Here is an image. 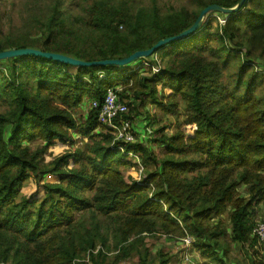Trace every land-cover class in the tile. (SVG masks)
<instances>
[{
  "label": "trees",
  "instance_id": "1",
  "mask_svg": "<svg viewBox=\"0 0 264 264\" xmlns=\"http://www.w3.org/2000/svg\"><path fill=\"white\" fill-rule=\"evenodd\" d=\"M240 1L189 0L165 14L158 0H0V15H17L0 27V53L124 59L180 34L207 6ZM214 14L224 24L213 26ZM161 50L166 59L154 75L145 66L132 71L143 61H0V264H169L168 253L151 254L146 240L156 234L190 236L205 264H233L232 246L264 264L252 237L255 210L264 209V0H246L232 15L209 13L195 35ZM113 87L122 89L130 122L151 118L147 106L173 117L154 132L160 153L146 140L116 143L123 152L111 147L91 105ZM128 153L144 169L140 183Z\"/></svg>",
  "mask_w": 264,
  "mask_h": 264
},
{
  "label": "rangeland",
  "instance_id": "2",
  "mask_svg": "<svg viewBox=\"0 0 264 264\" xmlns=\"http://www.w3.org/2000/svg\"><path fill=\"white\" fill-rule=\"evenodd\" d=\"M158 3L160 5H163V6L166 5L162 8L163 12H165V14H166V10L169 7L168 5H171L173 7H181V6H183V7L187 6L188 7L189 0H158ZM9 9H10V7H9ZM4 12L5 13L8 12V4H6V8H5ZM16 18H17V15L15 13L12 14V21L16 20ZM208 20L210 23H212L213 26H215L217 24V22L221 23L223 21L222 18H219L215 14L210 16L208 18ZM12 21H9V19L5 15H0V27H2V29H4V30L8 29L11 26L10 23ZM166 55H167V50H161L158 53H156L155 56L159 57L164 63V61L166 59ZM121 91H122V89H121ZM84 111H86V106L84 108ZM181 111L182 110L180 109L179 113H181ZM144 112L148 113V115L151 118H147L146 115L141 114V115H138V117L136 118V120H134V122L131 121L132 129H133V133L135 134L136 141L146 140L149 143L150 149L154 153H160L161 150L158 147L151 145V141L153 139L154 132L157 129H159L163 124H168L167 120L172 121L173 117H171V115H169V116H166V121L162 120L159 116H156L157 110H156V108H154L152 106H147L143 110V113ZM154 116L156 117L155 122L153 121V118H152ZM180 121H183L182 116H180ZM176 126H177V124L175 123V121H173L172 125L170 127V130L168 131L169 134H171V132H173V130L176 128ZM182 128L184 130V126ZM149 131H151V133H149ZM74 138L76 140L78 139V141H79V136L77 134H74ZM81 144H82V142L79 143V145H81ZM138 172H139V167H138V170H136V172H135L137 179H138ZM133 174H134V172H133ZM142 175H144V169H143ZM240 191L242 193L243 189H241ZM22 192H25V189H23ZM226 218H227L226 214L222 215V219L225 222V224H226ZM213 220L216 221L217 219L215 217H213ZM261 221H264V209L262 207H259L255 210L254 223H258ZM143 236H148V235L143 234ZM147 240H146V242H148V244L150 245L149 246L150 251H151V254L153 256L158 254V252L162 251V252L168 253V255L172 256V261L169 264H186L184 262V259H183V247H182L180 239H169V238H166L162 235L156 234V236H154V237H147ZM98 249L101 250L100 248H98ZM231 249H232V254L230 255V259H231V261L234 262L233 264H255V261H259V258L258 259L255 258L253 252L248 247L237 248L236 246H232ZM189 254L191 255V260L195 264H205V262H203L202 259L200 258L199 253L193 249V245L189 249ZM260 256H261V253H260ZM87 259H88V257H87ZM123 264H129V263H123Z\"/></svg>",
  "mask_w": 264,
  "mask_h": 264
},
{
  "label": "built area",
  "instance_id": "3",
  "mask_svg": "<svg viewBox=\"0 0 264 264\" xmlns=\"http://www.w3.org/2000/svg\"><path fill=\"white\" fill-rule=\"evenodd\" d=\"M224 24V21L221 22ZM156 55V54H155ZM152 56V62L150 64L147 61H143L141 65L131 67L132 71L140 70L142 66L150 67L151 73L157 74L162 68V60L157 56ZM121 92L120 87H113L107 90L104 101L102 103L93 102L91 107L98 111L97 122L99 125L106 127V129L112 134L113 141L111 144L112 148L119 149L123 152L121 146H116V143H135L136 137L133 133L132 124L128 119L124 118L129 111L128 106L122 99H120L119 94ZM130 159L133 160L134 164L138 165V182L140 183L145 179L142 175L143 167L139 161V157L128 153L126 154ZM252 237L257 240L258 246L264 249V221L256 223L252 230ZM183 247V259L186 264H195L191 260V255L189 254V249L192 247L194 240L190 236H185L180 239ZM95 251L94 253H96Z\"/></svg>",
  "mask_w": 264,
  "mask_h": 264
},
{
  "label": "water",
  "instance_id": "4",
  "mask_svg": "<svg viewBox=\"0 0 264 264\" xmlns=\"http://www.w3.org/2000/svg\"><path fill=\"white\" fill-rule=\"evenodd\" d=\"M245 2L246 0H241L237 5L229 9L222 8L215 4L209 5L199 13L196 21L189 28H187L180 34L160 40L155 45H153L150 49L136 51L132 55L124 59L85 62V61H81V60L68 57L65 55H61V54L45 53V52H42L36 49L26 48V49H12V50L1 52L0 61L12 59V58H18V57H36V58L52 60L57 63H62V64H65L71 67H107V66H115V67H120V68L128 67L138 61H142V60H146L150 58L156 52H158L159 50H161L163 47L167 45H170L175 42L183 41L195 35L201 28L205 17L209 13H217L221 15L236 14L242 8Z\"/></svg>",
  "mask_w": 264,
  "mask_h": 264
},
{
  "label": "clouds",
  "instance_id": "5",
  "mask_svg": "<svg viewBox=\"0 0 264 264\" xmlns=\"http://www.w3.org/2000/svg\"><path fill=\"white\" fill-rule=\"evenodd\" d=\"M155 54H156V53H155ZM155 54H154V55H155ZM154 55H153V56H154ZM151 57H152V56H151ZM142 61H144V60H142Z\"/></svg>",
  "mask_w": 264,
  "mask_h": 264
}]
</instances>
